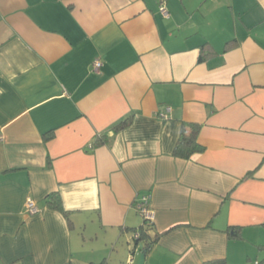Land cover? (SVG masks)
I'll use <instances>...</instances> for the list:
<instances>
[{
  "label": "crops",
  "instance_id": "obj_1",
  "mask_svg": "<svg viewBox=\"0 0 264 264\" xmlns=\"http://www.w3.org/2000/svg\"><path fill=\"white\" fill-rule=\"evenodd\" d=\"M165 4L0 0V264H264V0Z\"/></svg>",
  "mask_w": 264,
  "mask_h": 264
},
{
  "label": "trees",
  "instance_id": "obj_2",
  "mask_svg": "<svg viewBox=\"0 0 264 264\" xmlns=\"http://www.w3.org/2000/svg\"><path fill=\"white\" fill-rule=\"evenodd\" d=\"M131 120V115L130 116H126L124 119L118 121L115 125L114 128L115 129H121L123 127H125L126 125L129 124ZM198 129L199 127L197 125H192L190 131L187 134H184V132H182L183 137L181 138V142H182V146L185 148L186 150V154H190L196 151H199L201 149V147L199 146V144L196 142V137H197V133H198ZM48 135L49 138L50 133L46 134ZM48 199L50 200V205H52L53 208L59 210L60 212H62L63 214H66L62 203L60 201V198L58 196L57 193H51L50 195L47 196ZM143 223L146 224L148 223L147 219L142 218ZM144 231L142 229H140L139 234H138V242H140V250L141 252H143L144 254L150 249L151 247V242H144L142 241V239L145 238V236L143 235ZM137 242V243H138ZM136 245V243H135ZM200 264H228L226 262L225 259L220 258V259H210V260H205L202 261Z\"/></svg>",
  "mask_w": 264,
  "mask_h": 264
},
{
  "label": "built area",
  "instance_id": "obj_3",
  "mask_svg": "<svg viewBox=\"0 0 264 264\" xmlns=\"http://www.w3.org/2000/svg\"><path fill=\"white\" fill-rule=\"evenodd\" d=\"M158 9L165 18L169 17V12L167 10L165 0H158ZM100 65L101 62L99 60H95L93 63V70H97ZM136 208L140 216L144 219H147L148 221L147 217L150 216L149 197L146 195L141 196V198L136 201ZM26 211L30 214L37 211V208L32 200L27 201ZM135 237H138V234H136Z\"/></svg>",
  "mask_w": 264,
  "mask_h": 264
},
{
  "label": "water",
  "instance_id": "obj_4",
  "mask_svg": "<svg viewBox=\"0 0 264 264\" xmlns=\"http://www.w3.org/2000/svg\"><path fill=\"white\" fill-rule=\"evenodd\" d=\"M143 259H144V253L141 252L140 255H139V261H138V264H143Z\"/></svg>",
  "mask_w": 264,
  "mask_h": 264
},
{
  "label": "rangeland",
  "instance_id": "obj_5",
  "mask_svg": "<svg viewBox=\"0 0 264 264\" xmlns=\"http://www.w3.org/2000/svg\"><path fill=\"white\" fill-rule=\"evenodd\" d=\"M134 255H135L134 257H135V261H137V262H136V264H137V263H138V261H139V259L137 260V258H138V256H139V254H138V252H137V253H135ZM130 256H133V255H132V254H130ZM128 260H129V259H128ZM127 262H128V261H127ZM126 264H127V263H126ZM129 264H130V263H129Z\"/></svg>",
  "mask_w": 264,
  "mask_h": 264
}]
</instances>
